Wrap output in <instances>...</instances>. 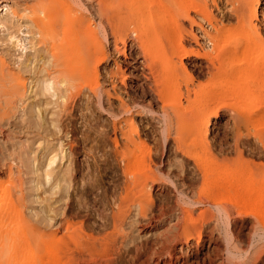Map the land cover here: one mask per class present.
Returning a JSON list of instances; mask_svg holds the SVG:
<instances>
[{
	"label": "bare ground",
	"instance_id": "bare-ground-1",
	"mask_svg": "<svg viewBox=\"0 0 264 264\" xmlns=\"http://www.w3.org/2000/svg\"><path fill=\"white\" fill-rule=\"evenodd\" d=\"M224 1L227 6L221 10ZM36 2L24 6L25 18H18L15 9L0 0V29L9 31L6 16L22 19L31 44L27 51L17 36L10 35L14 46L25 50L23 65L31 74L29 78L20 75L0 58L2 77H9L11 94L30 92L35 99L48 91L62 99L69 96L71 108L90 109L96 101L101 106L106 101L105 111L114 128L113 158L119 161L123 179L120 184L117 179L110 190L92 177L93 182L77 192V212L66 213L52 230L44 221L27 216L21 206L23 195L11 190L18 181L8 168L7 180L0 175V187H4L0 188V264H135L144 254L156 258L154 264H176L172 257L180 255L173 251H184V244L190 245L192 239L200 244L210 222L214 226L209 243L215 245L207 247L205 257H183L180 264H264V178H257L264 164L245 155L248 148L247 153L261 160L264 135L258 133L261 147L257 145L254 153L241 132L243 125L256 129L264 120V0ZM32 41L43 48H34ZM41 50L48 56L39 58ZM111 53L121 54L129 68ZM128 55L132 58L126 62ZM128 74L133 76L132 90L124 99L116 88L119 83L127 85ZM115 96L117 105L111 103ZM226 111L230 114L225 125L231 124L236 131L231 151L224 147L223 138L220 143L209 139L210 127H218L217 119ZM135 115L140 119L136 121ZM166 150L181 153L186 164L164 171ZM232 152L235 157L229 155ZM57 158L56 153L46 164V183L55 177L52 165ZM102 167L105 175L107 167ZM168 184L179 200L173 207L162 204L158 214L152 188L165 189ZM58 186L56 181L53 188ZM94 186L103 191L91 200L88 192ZM168 210L177 220L165 230L163 240L151 248L146 243L133 248L124 230L131 214L138 216L132 222L140 223L164 216ZM92 215L98 220L88 224L86 219ZM237 225L263 241L261 245H251L256 240L242 237L241 232L234 234ZM224 229L225 247L220 243ZM178 242L182 244L176 248ZM149 260L139 264H150Z\"/></svg>",
	"mask_w": 264,
	"mask_h": 264
},
{
	"label": "rangeland",
	"instance_id": "rangeland-1",
	"mask_svg": "<svg viewBox=\"0 0 264 264\" xmlns=\"http://www.w3.org/2000/svg\"><path fill=\"white\" fill-rule=\"evenodd\" d=\"M5 1L12 6V9H15L17 14H19L17 15L18 18H25L23 17L25 14L24 6L37 3L36 0H28L29 3H26L27 0ZM24 2L25 4H23ZM223 3H220L221 10H225L224 6H227L225 4V1ZM263 8L264 4L262 5V9ZM216 13L219 14L220 12L217 11ZM11 17L12 16H6L5 18V21H7V26L10 27L9 31L8 29H0V58L5 60L9 68L14 70L15 72H18L20 75L29 78L31 73L23 65L24 61L26 60L25 56L23 55L25 50L23 51L20 46H14L12 40H9L10 35L17 36V38L20 39V42L27 46V51H29V47H31V44L29 42V37L26 36L25 33L26 28L23 25L25 22L22 21V19L18 20L17 17ZM100 35L104 39L105 44L108 45H106V49L111 51L112 48H110V45L105 38L106 35L103 29H100ZM201 41L207 47L209 46L208 41L204 39H202ZM32 43H35L32 45L34 48H37L38 46L43 48L41 43L37 44V41H32ZM39 54V58H41L48 56L49 53L41 50ZM112 54L113 53H111V55ZM113 55L117 57V59L125 69L129 68L128 64L125 63V58L121 54ZM131 58V55L126 56V62L127 59L129 61L131 60ZM39 62H41L42 65ZM39 62L38 65L40 64L41 66H44L42 61ZM110 62L113 63L112 60ZM1 72L2 66L0 65V175H2L4 179L7 180L5 174H9V170L12 168L13 176L15 180L18 181V185L16 188L12 187L11 190L13 194L18 192V196L23 195V205L21 206L24 207L23 209H25L27 216L31 219L33 218V220L38 222L44 221L43 224H47V228L53 230L58 226L61 220L60 218L65 216L66 213L69 215L72 213L74 214L75 211L77 212V210H75V208H78L76 207L78 203L76 200L77 194L80 192L83 186L87 187L91 182H93L92 177L97 180V182H95L96 184L102 182L100 183V185H103V183H105L107 187L109 186L110 190L114 189L113 186H115L118 182V184H120L123 179L121 176L122 170L120 168L119 161L113 158L114 141H112V139L114 137V128L113 120L109 116H107V113L105 111V109L108 108V104L105 101V103H103V105L101 106L100 103L96 101L97 103L95 102L90 109H86L84 106H82L81 108H77V106L75 108H71V98L69 100V96H66L64 99H62L58 96H52V94L48 91L44 92L42 96L40 95L38 97H35V99L33 97V94L30 92L26 93V96H23L19 93H12V95L10 79L9 77H7V75L6 77L4 76L5 78L2 77L3 75ZM127 76V85L124 86L119 83L118 87L116 88V92L118 93V95L120 94L124 99L128 98V94H131L132 90L130 88V84L132 83L133 76L131 74H128ZM10 94L12 96H10ZM30 94H32V97ZM33 100L35 101L36 105ZM66 100L68 103H65ZM118 102L119 101L116 96L111 98V103H113L114 105H117ZM31 106H34L33 109H31ZM229 114L230 113L226 111L223 113V116L221 115L220 117H218L217 120L220 122L218 126L219 128L216 127L218 124H216L215 126L212 125L210 127L211 131L209 133V139L212 141L216 140V143H218L220 141V138H223L222 141H224V147L228 148V150L231 151V148L234 149L235 147L234 145L236 139V131L232 129L231 124L229 126L230 128L226 127L225 125L226 120L229 118ZM171 115H173V111ZM135 118L136 121L140 119L138 115H135ZM259 123V125L257 123L258 126L256 127V129L253 128L255 126L252 124V126L248 125L250 126L249 129L248 127L245 128L244 125L241 128L243 137L244 135H246V137L248 138L247 140L251 142V145L249 144V150H251L252 152L254 150V153L255 151H257L255 149L257 145L261 147V143L259 142L260 138L264 137H260V135H258V133L264 135V120L262 119ZM188 127L189 126L186 125L184 130L187 131ZM140 130L143 134L141 127ZM248 130L251 131V133H248V136L252 133L256 134H252V137H248ZM216 132L218 136H216ZM213 136H215L216 139L213 140ZM246 137L244 138L246 139ZM246 150V158H248L249 156L248 159H250L251 157V159L253 158L255 160L257 157L256 162L262 161L261 163L264 164V156H261V160H259L260 157L253 155L251 156L249 152L247 153ZM168 151L169 150L164 151L163 155L165 165L163 167L164 171L168 169L169 171H176L178 170L175 169L176 167H178L179 165V167H181L186 164L182 159L181 153L176 151V153L174 151ZM56 153L58 154V158L57 161L52 165V169H55L53 172V175L55 176V179H53L55 181L52 179V182L46 183L47 181L45 180L44 176L45 173L43 174V172L45 169H47L46 164H48L50 158ZM229 155L235 157L236 153L232 152ZM102 164H105V166L107 167V173L105 175L103 170H101L103 168ZM96 168L98 172L95 171ZM93 174H96V177ZM198 174V171H196L197 178L201 177V175ZM257 175V178H264V169L263 171H261L260 175L259 173ZM101 176H103V180L101 179ZM117 179L118 182H116ZM56 181L60 182L61 187L58 186L59 189L53 188V184ZM87 181L89 182L87 183ZM198 183L200 184V181L197 182V186H200L198 185ZM7 184L5 183L2 186H7ZM171 186V184H168L165 189H161L158 185H156L152 188V196L156 213L159 214V209L157 208H159L162 204L173 207L176 204V201L179 200L178 194H176V191L172 189ZM63 188L65 189L63 190ZM93 188H95V186ZM93 188L90 187V192H88V198L91 200L94 199L95 194L103 191L101 190L102 187L100 188L101 191H97V188H95V191ZM115 189L119 190V187L117 186V188L115 187ZM91 190H93V192ZM116 192L118 194L120 191ZM172 212V210H168V213L164 216L159 217V215H156L155 217H153V219H147L140 223L132 222V220H136L138 216L135 218L133 216L134 213L131 214V219L127 220V223L124 226V230L128 234V240H132V247L135 248V244L143 243H146L150 248L154 247L155 244L158 245L159 242L163 240V233L168 228V226L170 224H173L177 220L176 215L173 216ZM196 212V214L199 213L198 209ZM170 214L172 215V217L169 216ZM46 216L47 219H45ZM42 217H44V219H42ZM50 217H52L53 219H50ZM89 218L90 219H86L88 224L94 223L96 220H98L95 215H92ZM48 222L50 223L48 224ZM145 223L146 225H148L146 226ZM213 226V222H210L205 226L203 239L200 244H197V241L195 239H192L190 245L184 244V251H179V249H177V251H173V253L180 255V257H178V259H176V257H172V261L174 263L176 262V264H180L183 262L182 260H184V258L188 260H197L205 257L207 255L208 249H211V247L215 245L214 242H212L211 244L209 243V237L211 234L210 231H212ZM232 231L234 234L241 232L240 235H242V237L248 236L249 238L251 237L252 240L255 239L248 229L241 230L240 225L233 226ZM215 234L217 237L218 232L214 231V235ZM220 235V243L223 247H225V229L222 230ZM255 240L256 242L251 245L257 246V244L261 245V243L263 242L258 241L257 239ZM181 244V242L176 243V248H179ZM191 245H194V247ZM261 246H264V242ZM132 254H134L133 249ZM225 256H227L226 252L224 254V257ZM147 257L148 260L150 259V264H154L153 261H156V258H153L148 254H144L143 257L138 260L139 262H136L139 264L144 258L147 259Z\"/></svg>",
	"mask_w": 264,
	"mask_h": 264
}]
</instances>
